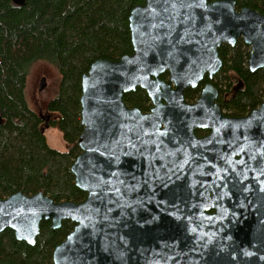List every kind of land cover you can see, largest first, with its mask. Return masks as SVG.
<instances>
[{
  "label": "water",
  "instance_id": "95a60500",
  "mask_svg": "<svg viewBox=\"0 0 264 264\" xmlns=\"http://www.w3.org/2000/svg\"><path fill=\"white\" fill-rule=\"evenodd\" d=\"M129 21L133 54L98 60L82 78V153L71 172L86 200L0 199V234L35 246L43 221L52 230L71 221L54 264H264V102L229 118L212 84L195 104L185 99L220 73L224 44L241 39L249 71L264 70V15L237 11L235 0H145ZM138 88L149 113L124 102ZM197 128L212 134L197 139Z\"/></svg>",
  "mask_w": 264,
  "mask_h": 264
},
{
  "label": "trees",
  "instance_id": "16d2710c",
  "mask_svg": "<svg viewBox=\"0 0 264 264\" xmlns=\"http://www.w3.org/2000/svg\"><path fill=\"white\" fill-rule=\"evenodd\" d=\"M235 1L237 11L250 8L264 15V0ZM143 5L145 0H25L17 7L13 0H0V199L43 192L56 203L86 200L71 172L82 153V78L98 60L118 61L133 54L129 18ZM219 55L223 68L212 82L221 92L218 102L227 117L243 118L264 102V70L249 71L250 49L241 39L235 47L223 45ZM39 63L51 65L59 76L47 111L57 116L49 126L61 133L66 151L49 145L42 116L28 99L31 72ZM161 78L168 81V75ZM202 86L186 91L187 102H195ZM124 101L143 113L152 107L140 88ZM50 225L41 223L35 246L19 242L12 230L1 233L0 264H54V250L74 224L64 221L58 230Z\"/></svg>",
  "mask_w": 264,
  "mask_h": 264
},
{
  "label": "rangeland",
  "instance_id": "374dc122",
  "mask_svg": "<svg viewBox=\"0 0 264 264\" xmlns=\"http://www.w3.org/2000/svg\"><path fill=\"white\" fill-rule=\"evenodd\" d=\"M249 49L251 48L249 47ZM43 78L47 79L48 90L45 93L40 94L39 88ZM58 84V73L51 65L47 63H39L34 66L28 86V99L31 106L34 105L36 108L45 109V103H48V101L56 95ZM46 137L48 139L49 145L52 148L59 151H66L67 145L63 140L61 133L57 129L49 128L46 131Z\"/></svg>",
  "mask_w": 264,
  "mask_h": 264
},
{
  "label": "flooded vegetation",
  "instance_id": "af4514ba",
  "mask_svg": "<svg viewBox=\"0 0 264 264\" xmlns=\"http://www.w3.org/2000/svg\"><path fill=\"white\" fill-rule=\"evenodd\" d=\"M224 45H228V44H224ZM223 46V45H222ZM221 46V47H222ZM220 50V49H219ZM220 56V55H219ZM222 60V59H221ZM165 75H168V81H166V80H164V81H166V82H169V74L168 73H165L164 75H162V76H165ZM161 76V77H162ZM217 76V75H216ZM215 76V77H216ZM215 77L212 79V80H210L209 79V77L208 76H206L205 77V79H204V81L199 85V87L197 88V89H193V90H198L202 85V88H201V92H200V95H199V97L195 100V102L194 103H189V102H187V100H186V102L187 103H189V104H195L198 100H199V98H200V96H201V93H202V90L204 89V87L207 85V84H212L217 90H218V92H219V97H218V100L216 101L217 102V104H219V99H220V96H221V92H220V89H218L212 82L214 81V79H215ZM206 78L208 79V81H206ZM43 79H45L46 80V87L44 88V89H42L41 90V83H40V88H39V92H40V94H43V93H45L48 89H47V87H48V83H47V79L46 78H43ZM42 79V80H43ZM162 79V78H161ZM42 80H41V82H42ZM163 80V79H162ZM207 82V83H206ZM189 89H191V88H188L187 90H189ZM186 90V91H187ZM186 91H185V93H186ZM127 95V94H126ZM125 97V96H124ZM185 99H186V97H185ZM224 99L225 100H229L230 99V94H224ZM50 101V100H49ZM48 101V102H49ZM125 102V101H124ZM151 102V101H150ZM47 105H48V103H45V109L43 108H36L34 105H32L33 107V109L39 114V115H41L42 116V119H43V121H44V123H46V122H50V121H53V120H55L56 118H57V116H56V114H54V113H49L48 111H47ZM127 106V105H126ZM152 106V105H151ZM219 106H220V104H219ZM128 107V106H127ZM221 107V106H220ZM129 108V107H128ZM152 108V107H151ZM133 109V108H132ZM151 110V109H150ZM150 110H149V112H150ZM221 111H222V114L225 116V117H227L226 115H225V111H223L222 110V108H221ZM149 112H147V113H149ZM146 114V113H145ZM249 115V114H248ZM230 118V117H229ZM212 134V131L210 130V129H202V128H197V129H195V131H194V136L197 138V139H205V138H208L210 135ZM200 206V205H199ZM203 206V205H202ZM196 208V207H195ZM195 208H190V209H192V210H194ZM216 206L215 205H209L208 206V209H207V211H206V213H205V216L206 215H208V216H213V215H215L216 214ZM197 209V208H196ZM196 214V213H195ZM192 215V214H191ZM203 215V214H202ZM200 218H204L203 216H200Z\"/></svg>",
  "mask_w": 264,
  "mask_h": 264
}]
</instances>
